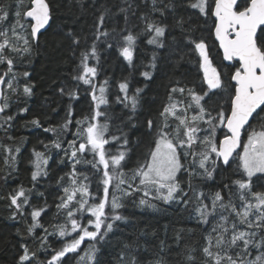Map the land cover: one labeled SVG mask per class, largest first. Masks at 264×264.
Wrapping results in <instances>:
<instances>
[{"label":"trees","instance_id":"obj_1","mask_svg":"<svg viewBox=\"0 0 264 264\" xmlns=\"http://www.w3.org/2000/svg\"><path fill=\"white\" fill-rule=\"evenodd\" d=\"M18 2L19 0H0V7L8 9L11 17ZM48 2L52 9L51 27L43 32L38 42L33 43L31 54L17 55L6 50V54L14 58V64L13 72L5 77V80H11L15 90L4 86L6 99L1 102L7 103L8 107L0 117L12 115L15 118L10 122L14 123L13 129L12 124L7 131L0 129V134H3L0 135V264H20L22 245L28 247L30 254L36 253L33 264L47 261L51 259L54 249H59L64 242L77 235L71 233L61 237L55 227L67 223L65 212L58 211L56 205L60 202L58 197L64 194L63 187L69 186L70 177L66 174L71 171L72 165L64 151L53 147L52 142L59 141L62 148L66 149L67 141L74 138L76 121L90 116L95 108L92 86L74 79L80 74L82 52L91 51V46L95 43L98 59L89 57L88 64L97 68L94 77L96 95L99 96L100 87H105V96L109 101L107 105L100 106V111L107 113V118L100 117V123L109 124V133L119 135L117 126L127 133V147L131 151L122 162V171L128 183H133V172L145 159L154 139L147 129L146 121L152 119L155 124L160 119L159 114L169 103V97L171 96L174 102H180L178 109L193 103V108L188 110L189 116L198 112L187 91L181 94L178 91L171 93L170 90L173 87H184L194 88L199 94L208 92L214 103L227 110L233 91L231 85H234L230 77L239 66L235 61L230 65L225 63L215 39L216 20L214 16H205L198 9L190 7V3H195V0H156V7L163 8V14L153 10L152 0ZM169 3L174 7L165 8ZM209 3L211 4L212 0H209ZM129 4L132 7L127 13L120 11V8H128ZM101 15L104 16V22L100 31H107L109 35L101 36L97 40V23ZM181 20L183 23H180ZM148 22L165 26V35L159 38L164 47L148 43L155 35L154 32L146 30ZM69 33L71 35H68ZM128 33L137 36L131 63L120 54V48L126 46L122 37ZM73 38L78 39L80 43H73ZM201 39L207 45L212 66L219 71L221 80L227 87L209 90L201 67L202 57L198 51H193L194 45L191 43ZM6 70L5 65H0V74ZM144 71L151 72L150 80L141 75ZM24 72L29 75L25 77ZM125 81L128 83L129 95L137 88L143 90L139 94L140 103L134 114L130 108L116 102L118 95H124L119 89V84ZM25 86L31 88V94L23 92ZM62 88L65 91L75 89L78 98L63 95L60 91ZM207 99L205 96V100ZM69 105L72 110V124L69 131L62 132L59 126L65 122ZM24 108H27L26 112L21 111ZM212 114L215 116V111ZM130 115L131 121L128 120ZM33 120H39L41 127L31 124ZM170 123L177 122L170 118ZM251 123L257 131L262 130L255 122ZM201 127L207 125L201 124ZM45 128H55L57 131L45 132ZM225 133L224 127H218L217 141H221ZM105 147L116 151V147L111 144ZM17 148L20 150L18 153L15 151ZM193 148L202 150L196 145ZM9 149L12 150L11 153ZM36 152L43 153L47 159L46 165L41 164L47 175L42 173L33 181L32 173L36 171L37 163ZM81 159V164L76 165V171L87 175L88 179L84 180L83 176H80L78 182L87 184L89 191L98 198L103 187L100 184L102 173L98 168H93L92 164L84 163L85 160L93 159L91 153L86 152ZM182 162L197 173L190 176L182 169L178 174L181 187L187 192L184 197L189 201L187 204L177 201L165 203L161 199H154L155 191L146 197L143 191H133L127 183L121 185V189H127L131 195L125 196L115 188L113 181V186L109 189L110 196L121 198L124 207L119 209V212L127 219L116 221L113 230L100 243L85 240L79 253H70L64 258L68 260V264H89L81 257H84L90 244H96L99 249L95 264H130L133 257L137 264H156V261H161L162 264H204L205 258L201 249L212 226L220 222V210L208 218V224L201 223L196 212L200 204L198 194L204 193L207 197L204 202L210 203L212 195L220 191L227 201L230 189L233 203L242 210V202L238 199L237 186L233 181L241 178L243 169L237 167L239 161L236 157L229 165L218 162L216 171L209 178L206 174H199L202 170L192 164L191 157L186 160L182 158ZM99 168H102V165ZM62 176L64 180L61 181L59 178ZM136 183L138 184V178ZM226 184L228 188L224 187ZM21 186L29 196V203L23 208L22 214L17 212L10 201L11 194ZM142 198L150 201L155 207L140 205ZM33 208L45 209L38 218L43 228L37 227L33 233H29V226L34 223L30 215ZM224 215L227 216L228 213L224 212ZM78 217L82 222H86L90 213H84L83 216L78 214ZM236 220L235 215L229 216V225ZM237 226L245 227L239 223ZM68 227L70 231V223ZM89 230L93 229L89 227ZM42 237H46V243L43 245L40 239ZM252 251L253 257L258 254L255 250ZM189 254L195 257L194 261L187 260Z\"/></svg>","mask_w":264,"mask_h":264},{"label":"snow or ice","instance_id":"obj_2","mask_svg":"<svg viewBox=\"0 0 264 264\" xmlns=\"http://www.w3.org/2000/svg\"><path fill=\"white\" fill-rule=\"evenodd\" d=\"M152 4L154 11L163 14L164 9L156 7V0H152ZM189 6L198 9L205 16L211 15L216 18L218 23L215 25V35L223 48L224 59L235 60L239 63L230 77L235 84L231 85L233 91L227 110L218 103H214L208 92L199 94L194 88L173 87L170 90L171 93L178 91L183 94L187 91L198 112L189 116L188 110L193 108V103L178 109L180 102H174L171 96L169 97V103L159 114L160 119L155 124L152 119L146 121L147 129L154 139L145 159L133 172V183H128L122 171V162L125 161L127 153L131 151L127 147L129 144L127 133L119 126L116 129L119 135L109 133V124L100 123V117L107 118V113L100 111V106L107 105L109 101L105 96V87H100L99 96L96 95L94 77L97 74V68L88 64L89 57L98 59L96 45L93 43L91 51L81 53L80 74L74 79L92 86L95 108L90 116H84L76 121L77 128L73 133L74 138L67 141L66 149L62 148L61 142H52L53 147L64 151L72 165L71 171L66 174L70 177L69 186L63 187L64 194L58 197L60 202L56 205L58 211L65 212L67 223L55 227L61 237L69 236L71 233H77V235L64 242L59 249H54L51 259L37 262V264H68V260L64 258L70 253H79L85 240L95 241L98 244L113 230L116 221L127 219L119 212V209L124 207L121 198L112 195L110 199L109 189L113 186V181H115V188L125 196L131 195L127 189H121V185L127 183L130 189L143 191L146 197L155 191L154 199H161L165 203L177 201L187 204L189 201L184 199L187 192L181 187L178 174L182 169L190 176L197 173L186 167L182 158L186 160L191 157L192 164L202 170L199 174H206L210 178L216 171L218 162L222 165H229L234 153L239 161L237 167L243 169L241 178L233 181L237 186L238 199L242 202V210L233 203L230 189L227 201L220 191L212 195L210 203L204 202L207 199L204 193L198 194L200 204L196 212L199 214L201 223L208 224V218L214 216L218 209L220 210V222L212 226L201 249L205 258L204 264H264V0H212L211 4L209 0H195V3H190ZM131 7L132 5L129 4L128 8H120V11L127 13ZM164 7L172 8L174 5L169 3ZM12 11L14 14L10 17V11L0 7V65H5L7 69L0 74V100L6 99L3 86L15 90L12 81L5 80V77L13 72L14 64V58L7 55L6 50L17 55L31 54L33 43L38 42L43 31L51 27L52 21V9L48 0H19L18 6ZM125 19L127 20V17ZM103 22L104 16L101 15L97 23V40L101 36L109 35L107 31H100ZM180 23L183 21L181 20ZM146 30L155 33L148 40L149 44L164 47L159 38L165 35V26L148 22ZM122 39L126 42V46L120 48V54L131 63L137 36L128 33ZM73 43L79 44L80 41L73 38ZM191 43L194 45L193 51H198L199 56L202 57L201 67L209 90L227 87L221 80L220 73L212 66L205 42L201 39L198 42L193 40ZM108 46L111 47L110 44ZM153 61H155V55ZM152 67H155V63ZM23 75L26 77L29 73L24 72ZM141 75L149 80L152 78L149 71H144ZM104 83L106 85L107 81ZM119 89L124 95H118L116 102L130 108L134 114L140 103L139 94L143 90L137 88L132 95H129L126 81L119 84ZM60 91L70 98H78L75 89L65 91L62 88ZM23 92L31 94V88L25 86ZM205 96L208 97L207 100ZM7 107V103L0 102V114L5 113ZM21 111L26 112L27 108ZM213 111L216 113L215 116L212 114ZM71 116L72 110L69 105L65 122L59 126L60 131L70 130ZM14 118L12 115L0 117L2 120L0 129L7 131ZM170 118H174L177 123H170ZM128 120H132L131 115ZM250 121L255 122L262 130L257 131ZM30 123L41 127L39 120H33ZM201 124L207 127H201ZM129 126L134 127L135 125ZM218 127L227 129L222 141L216 139ZM44 131L56 132L57 129L45 128ZM242 137L246 139L243 144ZM110 144L116 147V151L106 149L105 146ZM194 145L202 150H195ZM238 148H242V155L237 152ZM8 151L11 153L12 150ZM15 151L18 153L20 150L17 148ZM86 152L91 153L93 159L85 160L84 163L92 164L93 168H98L102 173L100 184L103 187L98 198L89 191L87 184L78 182L80 176H83L84 180L88 179L87 175L76 171V165L81 164V158ZM35 155L37 163L36 171L32 173L33 181H36L42 173L47 175L41 167V164H47V159L44 158L43 153L36 152ZM101 165L102 168H99ZM137 178L138 184L136 183ZM59 179L62 181L64 177ZM224 187L229 186L226 184ZM40 195L42 196L43 193ZM78 195L79 198H77ZM10 201L17 212L22 214L23 208L29 203V196L26 195L23 186L11 194ZM139 204L155 207L143 198L140 199ZM44 210V208H33L31 211L30 215L34 223L29 226V233H33L37 227L43 228L38 218ZM224 212L228 215H224ZM84 213H90L86 222H82L78 217V214L83 216ZM232 215H235L237 220L229 225V216ZM238 223L245 227L239 228ZM89 227L93 230H89ZM44 231L47 234L46 228ZM40 239L42 245L46 243V237ZM96 244L88 246L84 257H81L82 260L86 259L89 264H95L96 254L99 251ZM22 248L23 254L19 257L20 264L24 262L33 264L36 253L30 254L26 245H22ZM252 250L258 253L254 257ZM249 257L252 258L249 259ZM187 260L192 262L195 257L189 254ZM121 261H123V255H121ZM130 264H137L135 257L131 259ZM156 264H162V262L156 261Z\"/></svg>","mask_w":264,"mask_h":264},{"label":"water","instance_id":"obj_3","mask_svg":"<svg viewBox=\"0 0 264 264\" xmlns=\"http://www.w3.org/2000/svg\"><path fill=\"white\" fill-rule=\"evenodd\" d=\"M214 19L216 20V18L214 17ZM218 23V21L216 20V24ZM43 31V30H42ZM259 31V30H258ZM43 32H45V31H43ZM214 34H215V31H214ZM215 39H216V41H217V43H218V45H219V49H220V51L222 52V55H223V48L220 46V41H219V39L216 37V35H215ZM223 57H224V55H223ZM225 60V62L227 63V64H230V63H232V61H229V60H226V59H224ZM233 83L235 84V81H233ZM251 122V121H250ZM247 127V126H246ZM225 130L227 131V129L225 128ZM222 141V140H221ZM240 148H238L237 149V151L239 150ZM236 154L234 153L233 154V157H232V159L234 158V156H235ZM232 159H230V161L232 160Z\"/></svg>","mask_w":264,"mask_h":264},{"label":"flooded vegetation","instance_id":"obj_4","mask_svg":"<svg viewBox=\"0 0 264 264\" xmlns=\"http://www.w3.org/2000/svg\"><path fill=\"white\" fill-rule=\"evenodd\" d=\"M218 71V70H217ZM219 72V71H218ZM3 89H4V86H3ZM251 123V122H250ZM12 124V129H13V124L14 123H11ZM225 130V129H224ZM226 132V131H225ZM1 136L3 135L2 133L0 134ZM244 142H246V139L244 138V137H242V144L244 143ZM241 155H242V148L240 149V152H239ZM253 179H255V178H253ZM255 190V189H254ZM42 214V213H41Z\"/></svg>","mask_w":264,"mask_h":264},{"label":"rangeland","instance_id":"obj_5","mask_svg":"<svg viewBox=\"0 0 264 264\" xmlns=\"http://www.w3.org/2000/svg\"><path fill=\"white\" fill-rule=\"evenodd\" d=\"M134 50H135V49H133V53H134ZM219 128H220V127H219ZM242 154H243V153H242ZM110 199H111V198H110Z\"/></svg>","mask_w":264,"mask_h":264},{"label":"bare ground","instance_id":"obj_6","mask_svg":"<svg viewBox=\"0 0 264 264\" xmlns=\"http://www.w3.org/2000/svg\"><path fill=\"white\" fill-rule=\"evenodd\" d=\"M7 136V135H6Z\"/></svg>","mask_w":264,"mask_h":264}]
</instances>
